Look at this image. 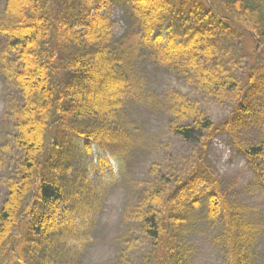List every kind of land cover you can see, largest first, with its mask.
Wrapping results in <instances>:
<instances>
[{
  "label": "trees",
  "instance_id": "1",
  "mask_svg": "<svg viewBox=\"0 0 264 264\" xmlns=\"http://www.w3.org/2000/svg\"><path fill=\"white\" fill-rule=\"evenodd\" d=\"M115 1L126 4L137 23L131 42L113 40L108 16L91 0L2 4L0 66L21 105L2 145L10 143L17 156L0 206V264H59L63 251L78 254L90 242L96 200L120 174L133 145L125 107L143 89L133 71L143 50L233 104L215 122L197 99L168 94L171 131L195 145L197 160L186 173L173 164L151 167L138 202L127 209L136 224L126 231L121 264H190L185 238L199 208L205 221L218 224L227 264H260L259 227L241 202L227 198L206 155L225 131L264 192V123L254 138L238 132L253 111L258 68L243 75L229 71L216 48L217 29L249 33L255 50L264 48V0ZM101 66L106 70L98 72ZM109 88L108 100H92Z\"/></svg>",
  "mask_w": 264,
  "mask_h": 264
},
{
  "label": "rangeland",
  "instance_id": "2",
  "mask_svg": "<svg viewBox=\"0 0 264 264\" xmlns=\"http://www.w3.org/2000/svg\"><path fill=\"white\" fill-rule=\"evenodd\" d=\"M98 1H103L107 9L113 40H122L123 43L134 40L138 28L129 7L112 0H91V7L101 3ZM2 4L4 0H0V11ZM216 40L218 61L223 67L240 75L251 66L258 68L260 85L252 104L253 111L241 122V130H238L241 135L254 138L264 123V48L255 50L252 35L243 31H217ZM137 53L133 71L144 80V85L141 95L129 99L125 107L126 118L134 134L132 148L124 169L110 184L102 187V195L96 200L99 212L90 242L78 254L69 255L63 251L59 258L63 262L60 260L59 264H119L126 252L123 251L126 231L136 224L127 209L138 202L140 192L149 180L152 164H173L183 173L194 166L197 148L171 131L173 117L168 110V94L178 91L197 99L217 122L231 113L233 100L224 93L214 95L203 89L180 70L156 62L146 50ZM101 69L106 70L101 66L98 72ZM111 89L101 91L92 100L98 103L108 100ZM20 105L18 92L8 83L0 66V206L8 192L6 182L17 156L10 143L5 148L2 145L8 140L6 133L13 128ZM207 162L220 179L228 198L243 202L249 219L259 224L257 249L264 264V193L253 170L227 133L219 134L212 141L207 149ZM197 213L196 224L186 235V241L192 247L190 264H226L218 225L207 223L201 210ZM132 243L137 246L134 240Z\"/></svg>",
  "mask_w": 264,
  "mask_h": 264
}]
</instances>
